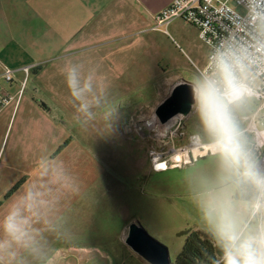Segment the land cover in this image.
I'll return each instance as SVG.
<instances>
[{"label":"crops","instance_id":"crops-1","mask_svg":"<svg viewBox=\"0 0 264 264\" xmlns=\"http://www.w3.org/2000/svg\"><path fill=\"white\" fill-rule=\"evenodd\" d=\"M171 1L0 0L7 32L0 54L16 68L36 66L17 110L0 113V264L58 224L87 234L96 221L106 231L89 240L108 244L110 228L123 239L138 220L171 241L184 243L179 232L200 229L221 246L217 231L204 227L206 214L220 208V226L239 234L249 221L251 201L235 198V176L217 183L229 187L207 205L185 176L188 165L156 170L147 145L127 133L131 119L147 111L130 97L161 84L164 33L151 28ZM97 127L114 135L104 139Z\"/></svg>","mask_w":264,"mask_h":264},{"label":"built area","instance_id":"built-area-1","mask_svg":"<svg viewBox=\"0 0 264 264\" xmlns=\"http://www.w3.org/2000/svg\"><path fill=\"white\" fill-rule=\"evenodd\" d=\"M230 1L245 12L240 13ZM175 20L197 28L198 36L207 44L209 54L205 65H194L204 83L213 81L223 91L228 77L234 75L253 89L251 95L227 104L226 111L232 124H239L237 136L246 135L250 139L247 152L240 160L244 167L238 165L237 180L243 193L254 196L249 219L259 217L262 221L264 208L256 207L262 193L247 177L246 164L251 162L255 170L264 175V0H172L154 15L151 30L169 34L168 28ZM35 67L32 64L9 67L0 61V113L11 105L17 110L28 77ZM17 75H22L20 86L11 91ZM246 99H253L254 106L251 105L244 114H235L237 106ZM197 109L199 104L193 105L190 113H195ZM187 116L178 114L165 124L155 119L160 128L154 136H149L148 158L156 170L182 167L201 156L223 153L218 147L221 134L205 141L199 133L187 130ZM214 264H225L224 253L217 257Z\"/></svg>","mask_w":264,"mask_h":264},{"label":"rangeland","instance_id":"rangeland-1","mask_svg":"<svg viewBox=\"0 0 264 264\" xmlns=\"http://www.w3.org/2000/svg\"><path fill=\"white\" fill-rule=\"evenodd\" d=\"M230 4L234 5L240 13L245 12L243 8L237 6L233 1H230ZM4 24L0 15V41L5 40L7 37ZM168 33V35L164 34L161 84L155 83L153 86H144L142 87L143 91L140 95H133L130 97L136 100L138 108L147 111L141 113L142 118L135 117L131 119L130 123L127 125V133L130 135L131 140H139L145 143L148 149L149 139H151L149 136H154L160 128L157 123H155V119H157L155 116V107L161 104L169 95L173 85L181 81H189L195 85L198 91L197 99L199 109H197L195 113L188 114L185 124L187 130L189 132L199 133L205 141L213 140L221 134L217 130H210L206 127L200 111L199 94L204 81L195 70L194 64L199 67L204 65L209 54L207 44L198 36L197 28L183 21L172 24L168 28ZM5 58L0 54V60H3V63L9 67H14V65L9 64L11 62L10 59L8 58V60H6ZM20 79H22V75H17L14 80L16 83H14L10 89L11 91H15V89L17 90V88H19ZM26 84L27 88H29L31 84L30 75ZM4 86H9L10 88V85L6 83H4ZM243 103L238 106L236 105L238 109L235 110V114H244L251 105L254 106L253 99H246ZM237 128L239 129V126ZM93 130L104 139H109L106 135L110 137L114 135L111 129H99L97 127ZM239 136H237V138ZM244 136L246 140L249 139L248 136ZM114 138L113 140L116 142ZM122 152L127 156L129 154V151H125V149H123ZM124 161L125 165L129 166L132 164L130 159L129 161L128 159H124ZM234 164L235 161L227 157L224 153L209 154L193 160V163L189 165L186 164L188 166L185 176L195 179L194 181L196 184H193V189H199L202 193V195H199L203 198H207V205H211L214 204V198L216 199L218 196H222L229 187V185H227L226 188L219 189L218 186H216L217 183L227 184L234 176L236 180L239 177ZM222 215L223 213L220 211V208H218L216 212L206 214L205 220L203 221L205 224L204 227L218 231V229L222 227L219 223ZM260 221L261 219L259 217L249 219L240 235L245 236L248 234L253 225L257 226ZM140 224L148 231L151 237L169 248L170 260L174 264L175 257L183 246L181 238L173 236V241H171L168 237L170 233L155 231V229L146 222ZM92 231L93 233L89 232L85 234V227H82L80 232L71 234L65 231L64 226L60 224L54 225L51 235L49 234V230L43 231V235L36 241L34 246L17 249L15 261L11 264H150L125 243L126 237L120 239V234L122 233L120 229L110 228L108 230V244L101 241L102 239L92 242L89 240V238L93 240L100 238V233L106 231V229L97 227L96 221H94ZM128 232L129 229L127 233ZM72 246H75V249Z\"/></svg>","mask_w":264,"mask_h":264},{"label":"clouds","instance_id":"clouds-1","mask_svg":"<svg viewBox=\"0 0 264 264\" xmlns=\"http://www.w3.org/2000/svg\"><path fill=\"white\" fill-rule=\"evenodd\" d=\"M252 92L253 89L247 83L232 75L228 77L223 91L209 80L201 86L199 94L201 116L206 127L221 133L218 147L235 162H239L242 148L227 114L226 105L235 103ZM246 175L262 193L256 207L264 208V175L259 174L251 162L246 164ZM8 227L10 231L15 230V225ZM216 235L224 250L225 264H264V222L245 236L227 225L220 227Z\"/></svg>","mask_w":264,"mask_h":264},{"label":"water","instance_id":"water-1","mask_svg":"<svg viewBox=\"0 0 264 264\" xmlns=\"http://www.w3.org/2000/svg\"><path fill=\"white\" fill-rule=\"evenodd\" d=\"M195 104H198L195 85L181 81L155 108V116L160 124H165L178 114H190ZM125 243L150 264H171L169 248L151 237L138 220L129 225Z\"/></svg>","mask_w":264,"mask_h":264},{"label":"trees","instance_id":"trees-1","mask_svg":"<svg viewBox=\"0 0 264 264\" xmlns=\"http://www.w3.org/2000/svg\"><path fill=\"white\" fill-rule=\"evenodd\" d=\"M237 122L233 123L235 130H239ZM239 143L242 148L241 158L247 152L249 147L248 142L244 135L238 137ZM65 145L61 146L64 148ZM251 155V154H249ZM249 157H253L252 155ZM240 158V160H241ZM239 160L238 165L242 166V162ZM244 167V166H242ZM241 184L238 183V189L236 190L235 198L238 200L254 201V196L251 193H243L241 191ZM179 236H184L185 240L181 251H179L175 257L174 264H214L218 256L224 253L223 247L216 244L211 235L203 232L200 229H185L179 232ZM173 264V263H172Z\"/></svg>","mask_w":264,"mask_h":264}]
</instances>
